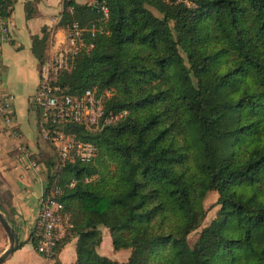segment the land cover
<instances>
[{"label": "trees", "instance_id": "16d2710c", "mask_svg": "<svg viewBox=\"0 0 264 264\" xmlns=\"http://www.w3.org/2000/svg\"><path fill=\"white\" fill-rule=\"evenodd\" d=\"M13 2L0 0V17ZM71 20L105 31L84 32L92 46L51 79L52 92L112 86L103 109L126 114L93 132L64 126L96 154L47 171L46 187L55 177L63 188L68 223L56 252L74 237L67 264H264V175L255 173L264 161V0H62L57 24ZM34 42L42 62L44 28ZM207 191L218 207L188 243ZM99 225L113 249L130 248L125 261L96 252ZM29 237L34 245V227Z\"/></svg>", "mask_w": 264, "mask_h": 264}, {"label": "crops", "instance_id": "0c3cea01", "mask_svg": "<svg viewBox=\"0 0 264 264\" xmlns=\"http://www.w3.org/2000/svg\"><path fill=\"white\" fill-rule=\"evenodd\" d=\"M61 9L62 0H14L9 14L0 17V22L8 28L6 39L0 40V93L11 95L7 119L0 114V211L22 242L6 257L13 256L11 264H53L54 261L37 252L29 237L38 197L46 187L47 171L58 167L59 161L54 146L40 136L32 95L38 83L39 63L34 40L42 35L44 28L48 37L46 56L63 41L64 29L57 24ZM74 256V237H71L56 252L55 259L57 264H67Z\"/></svg>", "mask_w": 264, "mask_h": 264}, {"label": "built area", "instance_id": "2783aa9c", "mask_svg": "<svg viewBox=\"0 0 264 264\" xmlns=\"http://www.w3.org/2000/svg\"><path fill=\"white\" fill-rule=\"evenodd\" d=\"M68 10L71 11L70 7ZM102 16L105 20L107 8L100 6ZM64 39L54 47L52 52L39 62L38 83L32 95V102L39 110L38 124L40 136L49 141L57 151L58 167L66 160L77 158L81 162H88L96 154L95 145L86 139L78 138L72 130L65 129L67 124H75L86 131H97L103 126L113 124L120 120L125 114V109L104 111L105 100L113 93L111 87H104L96 93L93 88H84L78 94L53 93L58 86L51 85V79L69 67L70 60L80 49L91 47L92 42H86L84 32L90 37L105 31L104 25L91 22L87 27H81L76 20H71L62 26ZM8 28L0 22V40L6 39ZM11 95L0 93V114L7 119L8 99ZM74 179L70 178L66 185L72 186ZM62 186L56 182V178L42 189L34 218V235L36 236L35 249L46 258H53L56 255L57 239L62 235L60 219L62 214V202L59 196L62 193Z\"/></svg>", "mask_w": 264, "mask_h": 264}, {"label": "rangeland", "instance_id": "374dc122", "mask_svg": "<svg viewBox=\"0 0 264 264\" xmlns=\"http://www.w3.org/2000/svg\"><path fill=\"white\" fill-rule=\"evenodd\" d=\"M95 1V0H94ZM154 14H157V11L150 7L147 6ZM103 21V20H102ZM248 23L250 28L252 29V31H255V29L257 28L258 22L256 20V18L254 16H251L248 19ZM103 25V24H102ZM258 40L261 43H264V39H260L258 38ZM48 56V55H47ZM111 87L113 93H115V88L112 86ZM49 142V141H48ZM56 158L57 156L54 157L53 162H56ZM58 164V163H57ZM56 164V165H57ZM58 166V165H57ZM57 170V167L54 168L53 170L50 171V173H53L54 171ZM255 173H257L258 175H264V161L257 167V169H255ZM87 180V178H85ZM216 192L215 191H207L202 199V204L203 207L205 209V215L203 217V219L201 220V223L199 224V226H197L196 228H194L193 230H191L188 234H187V241L188 243H192L194 241V239L197 237V234L200 230V228L207 224L209 222V220L214 216L215 210L217 209L218 205H214L213 202L216 199ZM66 218L62 217V219H60V227L61 229L64 231V229H66V225H68V223L65 220ZM99 229V235H100V241L99 243L95 246V250L98 254L104 255L110 259L116 260V261H125L130 253V248H119V249H113L112 245H111V239H110V234L108 232L107 227L99 225L98 226ZM6 237L4 232L2 231L1 227H0V250L1 248L4 247L5 243H6ZM12 259L13 256H9L6 260H4L1 264H11L12 263Z\"/></svg>", "mask_w": 264, "mask_h": 264}, {"label": "water", "instance_id": "95a60500", "mask_svg": "<svg viewBox=\"0 0 264 264\" xmlns=\"http://www.w3.org/2000/svg\"><path fill=\"white\" fill-rule=\"evenodd\" d=\"M37 68H36V72H38L39 69V63H37ZM0 227L2 229V231L5 234L6 237V243L2 249V251L0 252V263L6 259V257L14 250L17 248L18 246V239L16 236V233L14 231V229L11 227V225L9 224L8 220L6 219V217L3 215V213L0 211Z\"/></svg>", "mask_w": 264, "mask_h": 264}]
</instances>
